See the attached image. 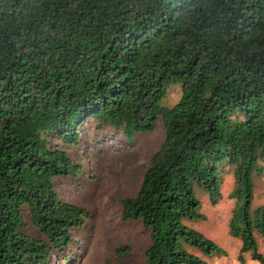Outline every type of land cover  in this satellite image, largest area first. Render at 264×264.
<instances>
[{
    "label": "trees",
    "instance_id": "16d2710c",
    "mask_svg": "<svg viewBox=\"0 0 264 264\" xmlns=\"http://www.w3.org/2000/svg\"><path fill=\"white\" fill-rule=\"evenodd\" d=\"M174 84L180 97L163 106ZM87 120L126 138L163 123L136 193L120 199V219L148 232L139 264H203L190 248L220 251L187 222L204 218L197 188L220 197L222 163L235 177L229 229L264 264V208L251 211L264 0H0V264H44L90 215L53 185L80 170L54 140L77 144ZM24 209L46 240L25 232Z\"/></svg>",
    "mask_w": 264,
    "mask_h": 264
},
{
    "label": "rangeland",
    "instance_id": "374dc122",
    "mask_svg": "<svg viewBox=\"0 0 264 264\" xmlns=\"http://www.w3.org/2000/svg\"><path fill=\"white\" fill-rule=\"evenodd\" d=\"M180 94L179 84L169 86L162 105H174ZM77 131V144H65L59 138L54 143L64 148L80 170L55 177L53 185L60 199L84 207L90 215L80 229L73 231L70 245L55 250L44 264H139L140 254L148 244V232L138 222L120 219V199L136 193L151 154L163 141V123L159 120L154 130L136 133L133 138L109 128L97 129L93 120L84 122ZM252 179L251 211H254L264 208V159L258 160ZM219 180L220 197L216 203L210 201L207 192L196 189L204 218L188 221L187 225L215 242L220 251L210 256H204L196 248L190 251L203 258V264H261L251 258L250 252H240L241 241L229 229L236 204L235 177L230 164H221ZM23 215L25 232L46 240L32 224L26 209ZM255 239L264 255V231H255ZM120 245H128L134 252L116 256L114 249Z\"/></svg>",
    "mask_w": 264,
    "mask_h": 264
}]
</instances>
